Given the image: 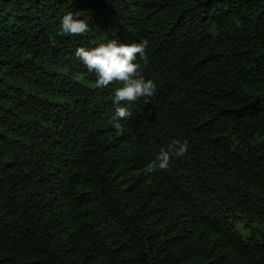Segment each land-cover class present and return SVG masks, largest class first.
<instances>
[{
  "label": "trees",
  "instance_id": "1",
  "mask_svg": "<svg viewBox=\"0 0 264 264\" xmlns=\"http://www.w3.org/2000/svg\"><path fill=\"white\" fill-rule=\"evenodd\" d=\"M0 264H264V0H0Z\"/></svg>",
  "mask_w": 264,
  "mask_h": 264
}]
</instances>
